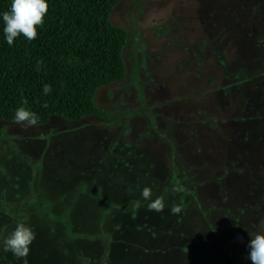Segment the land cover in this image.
<instances>
[{"label": "rangeland", "instance_id": "rangeland-1", "mask_svg": "<svg viewBox=\"0 0 264 264\" xmlns=\"http://www.w3.org/2000/svg\"><path fill=\"white\" fill-rule=\"evenodd\" d=\"M110 20L127 41L124 77L96 95L108 118H0V239L19 221L36 233L26 258L0 245V264H248L249 200L224 187L264 184L235 150L264 137L251 119L264 110V0H120Z\"/></svg>", "mask_w": 264, "mask_h": 264}, {"label": "trees", "instance_id": "trees-1", "mask_svg": "<svg viewBox=\"0 0 264 264\" xmlns=\"http://www.w3.org/2000/svg\"><path fill=\"white\" fill-rule=\"evenodd\" d=\"M119 1L48 0L44 24L37 27L36 38L29 41L21 34L12 45L4 40L0 19V118L14 121L15 109L21 105L37 113L36 125L45 124L52 115L69 121L86 116L108 118L109 112L97 104L96 95L102 85L121 80L126 72L122 53L127 31L110 20V12ZM10 4L11 0H0V13L8 10ZM45 83L51 85L48 94L43 92ZM255 92L253 88L250 101L255 100ZM261 99L260 96L264 104ZM251 119H258L260 131H264V110L252 113ZM239 140L247 144L241 146L240 141H234L238 143L236 151L246 149L247 159L239 173H260L264 169V137L258 138L251 131ZM246 178L242 177V181L250 182L247 188L237 180L224 188L232 196L238 193L233 197L236 206L249 200L244 209L239 208L242 217L236 220L247 221L248 225L254 220L251 233H257L256 222L264 215L260 206L264 204V184L258 185L252 176L248 177L249 182ZM257 199L262 204H256Z\"/></svg>", "mask_w": 264, "mask_h": 264}, {"label": "clouds", "instance_id": "clouds-1", "mask_svg": "<svg viewBox=\"0 0 264 264\" xmlns=\"http://www.w3.org/2000/svg\"><path fill=\"white\" fill-rule=\"evenodd\" d=\"M48 11V0H11L10 8L0 13V19L3 21L4 40L8 45H12L14 38L23 35L29 41L37 36V27H42L44 17ZM51 85L45 83L43 92H51ZM46 107V105H45ZM14 121L22 126H33L38 122V115L35 111L21 105L15 109ZM182 186L176 185L173 191H182ZM141 197L149 201L148 208L161 211L164 203L161 198L153 199L152 190L149 186L141 189ZM173 212H179V207H173ZM260 224L264 225V218H261ZM36 233L33 227L24 222H17L10 234L0 239L5 251H10L18 258H26L30 251V245L34 241ZM248 264H264V234L257 232L250 235L247 244ZM25 264L27 261L25 260Z\"/></svg>", "mask_w": 264, "mask_h": 264}]
</instances>
